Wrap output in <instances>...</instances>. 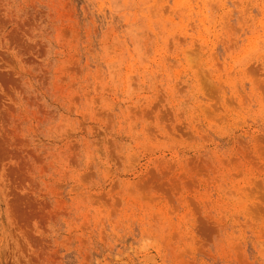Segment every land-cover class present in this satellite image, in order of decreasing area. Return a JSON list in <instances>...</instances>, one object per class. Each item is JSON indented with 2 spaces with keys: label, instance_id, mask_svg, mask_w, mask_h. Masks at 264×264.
<instances>
[{
  "label": "rangeland",
  "instance_id": "obj_1",
  "mask_svg": "<svg viewBox=\"0 0 264 264\" xmlns=\"http://www.w3.org/2000/svg\"><path fill=\"white\" fill-rule=\"evenodd\" d=\"M0 264H264V0H0Z\"/></svg>",
  "mask_w": 264,
  "mask_h": 264
}]
</instances>
